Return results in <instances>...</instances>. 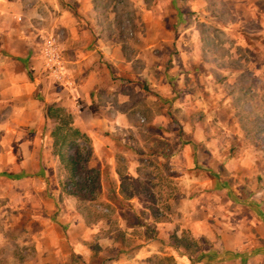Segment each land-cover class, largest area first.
Masks as SVG:
<instances>
[{
    "label": "rangeland",
    "instance_id": "rangeland-1",
    "mask_svg": "<svg viewBox=\"0 0 264 264\" xmlns=\"http://www.w3.org/2000/svg\"><path fill=\"white\" fill-rule=\"evenodd\" d=\"M65 5L78 20L84 18L79 20L87 30L81 33L84 42L93 37L95 44L114 43L126 58H134L133 82L143 80L141 60L161 64L150 66L160 87L159 93L148 88V104L160 109L152 99L162 102L164 124L141 113L132 118L131 131H100L99 124L91 133L79 131L75 114L86 119L88 106L100 113L108 91L107 86L95 88L91 104L75 95L65 108L82 135L76 146L85 200L66 193L76 186L53 153V120L17 133L16 144L41 145L34 165L0 156V264H36L26 260L29 245L20 246L23 241L17 239L27 238L32 227L37 231L44 220L60 224L66 233L64 224L78 219L90 237L80 240L79 259L72 254L69 264L90 259L99 264L101 258L117 259L102 264H264V0H96L84 8L89 18L78 12L75 1ZM38 36L43 68L49 71L46 49L54 48L60 58L58 38L50 32ZM63 74L62 79L42 77L50 80L52 95L61 91L62 97H73L77 83L65 68ZM43 87L38 91L45 96ZM131 91L136 95L134 86ZM45 102L40 100L43 108ZM5 136L0 132V153ZM111 191L123 203L108 199ZM80 204L109 218L91 216L88 226L78 213ZM155 215L163 223L155 222ZM113 221L111 235L124 230V241L100 252L96 235ZM171 231L188 232L199 254L190 258L165 244Z\"/></svg>",
    "mask_w": 264,
    "mask_h": 264
},
{
    "label": "crops",
    "instance_id": "crops-1",
    "mask_svg": "<svg viewBox=\"0 0 264 264\" xmlns=\"http://www.w3.org/2000/svg\"><path fill=\"white\" fill-rule=\"evenodd\" d=\"M65 1L66 3L59 0H30L24 4L20 1L8 3L0 0V132L6 135L4 142H1V148H4L5 151L0 153V156L3 159L9 157L12 159V163L17 165L26 166L28 163L30 165L38 163L39 150L37 149L41 145L40 141L33 142L31 147L27 142L16 144L17 133L25 132L27 129L31 130V127L39 126L46 119H50L46 115L47 105L58 106L67 111L65 107L74 102L75 97L79 94L84 103L91 104L92 100L96 99L95 88L104 91L103 87L107 86L108 98L100 104L101 111L98 114L96 111L93 112L94 107L91 106H88L89 110L91 108L92 110L86 114V119L81 120V115L75 114L74 122L79 131L91 133V130L98 124L100 131L104 129L131 131L134 126L132 118L136 114L141 115V113L148 118L151 117V122L156 125L164 124L166 113L162 102L156 98L152 99L154 102L156 101L157 105H160V109L148 104L151 99L148 95V88L159 93L157 88L160 87L159 81L150 72V66L157 65V68H161V64L153 63V61H151L153 64H150L149 59L141 60V65H144L141 72L144 76L143 80L140 85L133 82L134 75L131 64L135 61L134 58H126L122 49L114 43L106 44L98 40V43L95 44L93 40L91 41L93 38H90L91 34H88L90 41L85 40L84 42L82 34L87 32L82 24L84 18L80 17L79 20L82 21L79 22L75 12L71 13L66 6L75 1L79 6L78 12L89 18L88 14L83 12L84 8L93 6L96 0ZM55 7L58 11L54 10ZM41 9L42 13L38 12ZM91 15L94 16L93 12ZM45 32H50L58 38L56 51L58 50L60 58H56L57 72L45 71L43 68L44 60L41 53L42 48L39 47L41 41L38 35H43ZM103 60L110 64L111 72L104 65L105 61ZM64 68L77 83L76 87L71 89L72 93H76L73 97H62L61 91L57 95L54 93L55 96L52 95L49 87L50 80L48 81L45 76L42 77L43 74H55L62 79ZM85 69H88L86 74ZM100 70L104 71V75ZM42 85L45 86L43 87L45 96L38 91ZM132 86L137 92L136 95L132 94ZM121 87L125 89L120 90ZM162 95L166 96L167 94L163 93ZM40 100L46 101L45 108L41 106ZM14 144L18 145L17 151H14ZM19 157L23 158L24 162L20 163L21 160H17ZM3 163L5 164V161ZM15 172L12 176L17 178L19 175H16ZM26 175L29 176V173ZM140 194L147 195L143 191ZM136 195L134 193L131 196ZM64 225L66 233L60 224L46 220L38 224L37 231H31L33 227L31 229L30 226L31 230L28 232L27 238L17 239V241H23L19 243L20 246L22 243L29 245L30 251L27 252H30L32 256L29 254L26 260L34 261L36 264H57V262L69 264L72 254L75 259H79L76 251L80 249V240L88 239L90 233L85 229L86 226L81 219H78L76 223L69 222ZM111 234L98 238L97 246L100 252L101 250L105 251L106 245L117 243ZM70 244L73 246H71V250ZM104 260L117 263V259L101 258L99 264H102L101 262ZM94 262V259L87 261L89 264Z\"/></svg>",
    "mask_w": 264,
    "mask_h": 264
},
{
    "label": "trees",
    "instance_id": "trees-1",
    "mask_svg": "<svg viewBox=\"0 0 264 264\" xmlns=\"http://www.w3.org/2000/svg\"><path fill=\"white\" fill-rule=\"evenodd\" d=\"M46 115L54 121V127L51 129L50 136L52 138V149L53 153L57 156L60 164L66 172V177L69 182L73 183L76 186L75 190H66V193L69 195H74L76 198L80 200L88 199L89 197L82 194L80 191L82 190L80 177L78 173L81 169L80 165V152L79 148L76 146L77 140L82 136L80 132L73 128L71 123L70 114L61 107L47 105L46 106ZM76 146V147H75ZM77 148L76 152L71 153L70 150L73 148ZM122 186V183L119 185ZM123 191V189L121 190ZM112 195H108V199L118 201L123 203V199L119 196V193L111 191ZM131 195H126L124 198H131ZM94 197L90 198L93 199ZM90 211H92L90 213ZM78 213L82 214L86 224L91 225L92 221L90 220L91 216H94V221L98 219H108V214H102L96 211L94 208L87 209L84 204L78 205ZM153 220L155 222L161 221L156 215L153 216ZM126 227L130 226L129 221L126 219L125 221ZM116 222H110V227H108L104 232L97 234L96 238L107 236L111 234L112 226ZM124 230H120L115 236L114 239L118 243H123L125 238ZM164 241V240H163ZM162 241V243H163ZM165 244L169 245L174 250H182L186 253L190 258L194 255L199 254L198 242L190 236L188 232H181L180 235L177 234L176 231H171L167 235V240L164 241ZM98 249V246L95 247Z\"/></svg>",
    "mask_w": 264,
    "mask_h": 264
},
{
    "label": "built area",
    "instance_id": "built-area-1",
    "mask_svg": "<svg viewBox=\"0 0 264 264\" xmlns=\"http://www.w3.org/2000/svg\"><path fill=\"white\" fill-rule=\"evenodd\" d=\"M46 58H47V65L50 70L57 72L58 71V62L56 61V56L54 52V48H47L46 49Z\"/></svg>",
    "mask_w": 264,
    "mask_h": 264
}]
</instances>
